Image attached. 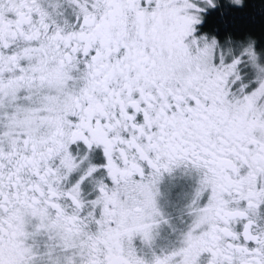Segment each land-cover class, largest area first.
I'll list each match as a JSON object with an SVG mask.
<instances>
[{
	"label": "snow or ice",
	"instance_id": "6c2138e0",
	"mask_svg": "<svg viewBox=\"0 0 264 264\" xmlns=\"http://www.w3.org/2000/svg\"><path fill=\"white\" fill-rule=\"evenodd\" d=\"M0 264H264V0H0Z\"/></svg>",
	"mask_w": 264,
	"mask_h": 264
}]
</instances>
